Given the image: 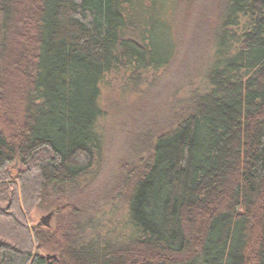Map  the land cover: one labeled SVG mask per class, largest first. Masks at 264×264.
Masks as SVG:
<instances>
[{"label": "trees", "instance_id": "trees-1", "mask_svg": "<svg viewBox=\"0 0 264 264\" xmlns=\"http://www.w3.org/2000/svg\"><path fill=\"white\" fill-rule=\"evenodd\" d=\"M171 1L168 24L165 0H0V172L56 219L30 232L0 191V264H264V0L220 1L200 81L96 188L125 125L104 88L142 98L172 66L199 0Z\"/></svg>", "mask_w": 264, "mask_h": 264}, {"label": "rangeland", "instance_id": "rangeland-1", "mask_svg": "<svg viewBox=\"0 0 264 264\" xmlns=\"http://www.w3.org/2000/svg\"><path fill=\"white\" fill-rule=\"evenodd\" d=\"M220 1L199 0L197 4L191 5L188 10L179 8L175 24L178 38L176 58L172 66L154 87L151 89L144 88L147 91H145L142 98L135 95L124 97L116 90V83L108 79V85L104 88L103 104L112 115L113 126L125 125L120 126V129L113 130L112 145L104 164V170L96 180V186H98L96 188H99V185L103 186V192L106 193L108 189L115 186L118 166H121L123 159L130 157L132 153L130 147L138 143L137 138L139 135L145 130L154 131V125L156 124L161 125L159 121L162 117H167L168 106L173 103L172 100L175 94L177 95V92L180 93L181 91L182 94H186L191 80L200 81L202 73L206 70L209 56H211L210 52ZM174 2L165 0V7L160 12L162 18L168 24L173 20ZM127 99L133 105L131 110L124 105ZM16 162L12 165L11 170L14 176L7 173L8 180H4L6 173L0 172L2 179L0 180V191H6L7 186H13L12 191L8 190L7 198L14 203L13 205L17 200L18 208L6 205L3 206L2 210L5 215H15V220H18L22 226L24 225L23 227L32 232L35 228H38L37 225L41 218L52 212V210L46 208L50 203L49 200L46 203L43 201L36 202L35 199L25 196L24 186L21 185V179L18 180L16 175L21 171L26 172L28 169H25L21 162ZM35 188V185L30 186V189ZM72 203L77 208L81 206L77 197L73 198ZM74 206H72L73 209ZM8 218H0V226L13 232L11 222L6 220ZM55 221L54 215L50 222L52 230L55 228Z\"/></svg>", "mask_w": 264, "mask_h": 264}, {"label": "water", "instance_id": "water-1", "mask_svg": "<svg viewBox=\"0 0 264 264\" xmlns=\"http://www.w3.org/2000/svg\"><path fill=\"white\" fill-rule=\"evenodd\" d=\"M17 163V162H16ZM54 212H50L49 214L43 216L40 220V222L38 223L37 227L40 228L42 226L44 227H50V222L52 221L53 217H54Z\"/></svg>", "mask_w": 264, "mask_h": 264}]
</instances>
